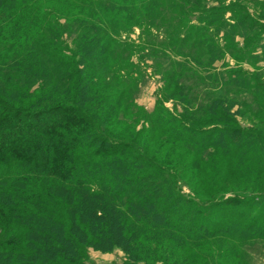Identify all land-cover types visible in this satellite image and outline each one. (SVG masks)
<instances>
[{
  "label": "trees",
  "instance_id": "16d2710c",
  "mask_svg": "<svg viewBox=\"0 0 264 264\" xmlns=\"http://www.w3.org/2000/svg\"><path fill=\"white\" fill-rule=\"evenodd\" d=\"M202 1L0 0V43L13 50L8 76L56 86L53 97L0 113V169L26 170L22 179L0 175V226L14 232L0 243V264H96L90 250L116 249L127 264H248L243 246L264 241V191L184 194L176 166L149 153L148 141L106 125L115 111L107 84L119 56L128 60L115 38L133 27L163 33V80L177 90L164 91L153 112L138 108L146 124L170 153L193 152L204 168H217L206 163L218 154L235 173L264 175V131L237 119L258 102L264 125V80L241 67L264 61V10L254 17L239 1L210 10ZM59 43L67 58L57 57ZM227 55L235 65L216 67ZM194 83L217 89L199 101ZM222 89L232 97L218 98ZM60 92L67 97L54 99Z\"/></svg>",
  "mask_w": 264,
  "mask_h": 264
},
{
  "label": "rangeland",
  "instance_id": "374dc122",
  "mask_svg": "<svg viewBox=\"0 0 264 264\" xmlns=\"http://www.w3.org/2000/svg\"><path fill=\"white\" fill-rule=\"evenodd\" d=\"M260 1L264 2V0ZM235 2L247 8L249 14L254 17H258L259 13L264 10V5L253 4L251 0H203L199 7H206L207 10H210V7L222 9L221 7H228L231 3ZM230 15L231 13H227L226 17H230ZM71 19L70 17V21ZM73 38L74 36L72 38H69L67 35L65 36L69 44ZM115 40L116 48H119L121 44L126 46L128 60L123 55L119 56L120 72L107 84V92L111 99V104L115 107L113 118L106 124L109 127V131L123 138L140 137L142 143L148 141L147 145L144 144L149 153L156 155L164 161L167 160V164L171 166H176V172L182 180L178 181V185L182 188L184 194L193 196L194 193H192L191 189H194L197 196L207 198L209 197L208 194L215 192L214 189L229 191L228 196L236 191H264V175H258L254 171L235 173L232 169L233 166L231 165V168L227 163L228 160L222 158L221 155L217 154L216 162L209 161L206 163L207 166L216 164L215 167L217 168L210 170V168H204L203 164L196 163V157L193 152L178 147L170 153V145L159 137V133L151 125L146 124L142 110V114H139L140 111H138V108H140L148 113L153 112L157 100L163 99L164 91L169 94L176 93L177 89L175 84L170 83L166 86L163 80L164 69L166 63L169 61L162 53L166 47L164 44L165 35L162 33L158 37L155 34L147 36L141 33L140 28L133 27L122 32ZM239 41L242 42V39H239ZM8 44L10 42L3 41L0 43V65L4 67L0 69L3 70L0 72V113L7 109L28 106L46 94L51 93L53 97L54 89H56V86L53 85L54 82H51V85L46 90L41 87L45 84L42 80L40 82L37 80L36 82L38 83L34 82L36 84L30 87L29 85H25L26 81L24 79L20 80L18 77L12 78L13 76H8L7 70H5V63L9 61L8 57H11L10 55L13 51H10ZM61 46L60 43L54 45V49H58L59 51L57 57L67 58L70 54L69 50L65 46ZM205 55L204 53L203 60L207 61ZM253 61L242 63L241 67L253 73H259L264 80V61L258 63ZM222 64H229L232 67L235 65V61L227 55L226 59L217 61L215 66L220 68ZM192 82L194 81H190V84ZM216 89L212 87L205 89L204 86L198 85L197 83H194L192 86V91L200 96L199 101H207L211 97L207 96L206 93L208 94ZM219 91L217 93L218 98L222 99L225 97L224 95L232 97L227 90L222 89ZM54 96V99H65L67 97L62 95L61 92L55 93ZM124 97H127L128 100L125 101ZM257 103L255 102L249 108H242V115H239L237 119L243 126L257 125L262 127L264 131V125L261 123L262 117H256L255 114L256 111L260 110V106ZM260 103L261 107H263L262 112L264 114L263 98L260 100ZM166 106L169 109H173V101L167 102ZM237 109L235 108V110ZM167 152L170 154L168 158ZM204 170H207V174H204ZM25 173L26 170L17 165L0 169V175L8 180L22 179ZM213 178L219 183V187H208V180H212ZM199 189L201 190L200 193H198ZM11 233L14 232L0 226V243L8 241ZM243 251L246 253V258L249 261L248 264H264V241L257 240L249 243L247 246L244 245ZM89 257L90 261L96 264H127L125 254L119 249L111 253L90 250ZM234 263L237 264L236 262Z\"/></svg>",
  "mask_w": 264,
  "mask_h": 264
}]
</instances>
